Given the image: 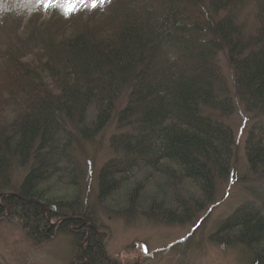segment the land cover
I'll return each mask as SVG.
<instances>
[{
	"label": "trees",
	"instance_id": "1",
	"mask_svg": "<svg viewBox=\"0 0 264 264\" xmlns=\"http://www.w3.org/2000/svg\"><path fill=\"white\" fill-rule=\"evenodd\" d=\"M245 1L107 0L101 14L4 16L20 30L12 26L6 42L0 26V217L9 209L36 241L51 240L49 220H60L75 227L76 259L121 264L106 254L98 208L167 226L208 211L217 181H236L227 121L239 107L257 122L244 143V180L263 182L264 0L247 36L237 25ZM112 124L97 208L77 163ZM17 167L27 173L14 187ZM263 192L252 193L260 207L238 206L209 237L241 245L256 264H264Z\"/></svg>",
	"mask_w": 264,
	"mask_h": 264
},
{
	"label": "rangeland",
	"instance_id": "2",
	"mask_svg": "<svg viewBox=\"0 0 264 264\" xmlns=\"http://www.w3.org/2000/svg\"><path fill=\"white\" fill-rule=\"evenodd\" d=\"M27 2L42 20L57 17L61 15L58 12L64 14L63 11L84 12L95 7V12L101 14L108 10L107 7L101 8L107 0H51V2L27 0ZM243 4L237 12V25L247 36L254 33L260 25L258 3L256 0H247ZM78 5L80 6L77 7ZM86 15L83 21L89 19ZM0 26H6V31L9 32V37L5 41L13 43L12 26L17 31L20 28L7 17L0 18ZM222 66L227 76H230L225 59H222ZM238 109L227 121L235 133L236 148L232 172L236 181L232 183L223 178L218 180L215 186V200L208 211L181 225L167 226L143 218L126 223L123 219L104 215L98 203L94 204L96 177L98 170L113 155L107 144L109 136L115 132L114 125L107 127L102 135L97 137V142H91L84 149V146L81 147L82 154L80 162L77 163L81 172L80 180L87 189V203L99 207L98 214L101 216L102 226L105 227L104 231L102 230L105 236L103 245L108 257L121 264H256L241 245L226 243L224 245L209 240L210 235L217 232L224 219L232 215L238 206L253 202L255 206L260 207L259 198L252 193L254 190H264V181L254 185L250 183L253 182L251 177L248 182L244 180L247 173L244 143L252 125L257 122L253 120L254 115L246 113L242 107ZM26 173L27 171L24 173L19 167L14 169L11 173L12 185L18 187ZM262 195L264 196V192ZM46 215L48 216V211ZM61 224L60 220L51 218L49 228L53 230L54 236L51 240L36 241L27 236L28 233L22 229L19 219L8 209L0 217V264H85V261L83 263L76 259L77 248L74 241L77 233L72 234L75 227L65 228L61 227ZM81 234L82 232H79V235Z\"/></svg>",
	"mask_w": 264,
	"mask_h": 264
},
{
	"label": "clouds",
	"instance_id": "3",
	"mask_svg": "<svg viewBox=\"0 0 264 264\" xmlns=\"http://www.w3.org/2000/svg\"><path fill=\"white\" fill-rule=\"evenodd\" d=\"M31 7L27 0H0V18L6 15L26 18L33 14Z\"/></svg>",
	"mask_w": 264,
	"mask_h": 264
},
{
	"label": "bare ground",
	"instance_id": "4",
	"mask_svg": "<svg viewBox=\"0 0 264 264\" xmlns=\"http://www.w3.org/2000/svg\"><path fill=\"white\" fill-rule=\"evenodd\" d=\"M200 221L203 222L202 219ZM201 222H200V224H201Z\"/></svg>",
	"mask_w": 264,
	"mask_h": 264
},
{
	"label": "snow or ice",
	"instance_id": "5",
	"mask_svg": "<svg viewBox=\"0 0 264 264\" xmlns=\"http://www.w3.org/2000/svg\"><path fill=\"white\" fill-rule=\"evenodd\" d=\"M38 2H39V0H38ZM49 2H51V0H49Z\"/></svg>",
	"mask_w": 264,
	"mask_h": 264
}]
</instances>
